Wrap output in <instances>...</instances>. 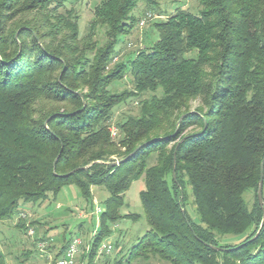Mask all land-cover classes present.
<instances>
[{
    "label": "trees",
    "instance_id": "trees-1",
    "mask_svg": "<svg viewBox=\"0 0 264 264\" xmlns=\"http://www.w3.org/2000/svg\"><path fill=\"white\" fill-rule=\"evenodd\" d=\"M66 1L0 0V222L68 184L86 201L103 188L108 196L83 254L93 264L111 224L141 217L121 210L131 184L142 180L147 230L115 264H264V222L253 239L264 211V164L263 208L257 199L264 0H197L196 12L179 8L151 23V43L119 62L120 38L147 14L132 15L138 2L146 9L157 2L101 0L82 29ZM126 75L130 87L113 91ZM154 138L118 166L106 165ZM187 191L197 222L186 211ZM16 227L27 229L24 221Z\"/></svg>",
    "mask_w": 264,
    "mask_h": 264
},
{
    "label": "rangeland",
    "instance_id": "rangeland-1",
    "mask_svg": "<svg viewBox=\"0 0 264 264\" xmlns=\"http://www.w3.org/2000/svg\"><path fill=\"white\" fill-rule=\"evenodd\" d=\"M101 0H67L66 6H73L79 16V24L83 29L92 17L94 7ZM155 8L146 9V4L138 2L132 15L139 17L141 13L151 14V18L142 15L133 32L127 37L122 36L120 43L124 44L118 49L115 62H119L131 55L136 49L147 46L153 40V34L148 28L149 25L158 20H164L166 16L172 15L177 9L184 8L189 12H196L198 9L197 0H155ZM146 21L143 26L140 21ZM97 37L102 40V31L97 32ZM119 46H116V49ZM130 77L118 81L112 85L113 91H121L130 87ZM131 102L121 104L112 120V127H115L117 117L130 107ZM197 102L192 103L195 107ZM118 134V132H117ZM144 188L142 180L133 182L125 193V206L121 214H137L141 217L136 220L121 218L119 221L110 225L113 235L106 241L112 246L117 243V248L113 252H98L93 259V264H115L133 241L141 237L147 230V225L143 217L142 207L138 193ZM91 200L86 201L80 194L75 185L63 186L55 198L37 205L22 204L20 215L10 221L0 222V252L5 256L6 264H48L54 263L61 258L59 252L63 249L67 240L78 239L81 245L78 248L74 264H86L83 254L88 250V240L96 234L98 226V215L95 211L103 209L104 200L108 194L103 188H94L91 192ZM186 211L189 217L197 222L192 198L187 191ZM251 203L252 195L246 196ZM27 228L26 231L18 229L16 226L22 224ZM31 232V233H30ZM230 243H236L232 241ZM113 247V246H112ZM67 248V247H66ZM133 264H163L162 262L151 259L148 263L135 262Z\"/></svg>",
    "mask_w": 264,
    "mask_h": 264
},
{
    "label": "water",
    "instance_id": "water-1",
    "mask_svg": "<svg viewBox=\"0 0 264 264\" xmlns=\"http://www.w3.org/2000/svg\"><path fill=\"white\" fill-rule=\"evenodd\" d=\"M187 114H184L182 115L179 120L177 121L176 123V126L179 125L181 119H183ZM45 128L48 130L47 128V121L45 122L44 124ZM176 133V131H175ZM174 133V134H175ZM159 139L158 138H154L152 140H149L147 142H144L142 144H140L139 146H137L126 158L122 159V160H115L113 162H108L106 163V165L108 166H118L119 164H121L122 162L128 160L129 158H131L137 151H139L140 149L144 148L145 146L149 145V144H152L156 141H158ZM176 149V148H175ZM175 158V150H174V154H173V159ZM55 163V162H54ZM263 164H264V159L261 161L260 163V174H259V181H258V186H257V199H258V203L260 205V207L263 208V198H262V188H263ZM174 166V164H173ZM89 166H84V167H79V168H75L74 170L70 171L68 174L64 175L63 177H67V176H70L71 174H73L74 172L78 171V170H87ZM172 175H173V179L175 180V173H174V169H173V172H172ZM182 215L184 216L185 218V221L187 222V219L185 217V213H184V210L182 209L181 211ZM262 221H261V224L258 228V231L256 233V235L253 237L256 238V236L258 235L259 231L261 230L262 228V225H263V222H264V211L262 213ZM210 248H212L213 250H216V251H225V249H222V248H219V247H214V246H209Z\"/></svg>",
    "mask_w": 264,
    "mask_h": 264
},
{
    "label": "built area",
    "instance_id": "built-area-1",
    "mask_svg": "<svg viewBox=\"0 0 264 264\" xmlns=\"http://www.w3.org/2000/svg\"><path fill=\"white\" fill-rule=\"evenodd\" d=\"M146 17L149 19L151 18L150 14H146ZM146 19H142L139 23L141 26L144 25ZM116 135V129L111 128V136L114 137ZM101 212V209H97L95 211V214L98 215ZM31 233V232H30ZM81 245V242L78 239H73L69 242L67 248L64 250L63 256H61L60 259L55 261L54 263H48V264H74V260L78 251L79 246ZM112 249V246L109 242H104L100 246L98 252H110Z\"/></svg>",
    "mask_w": 264,
    "mask_h": 264
}]
</instances>
